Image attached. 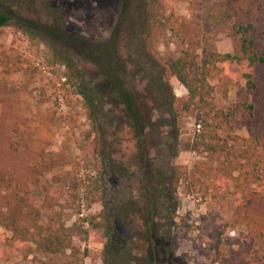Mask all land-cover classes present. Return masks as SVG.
<instances>
[{"label":"rangeland","instance_id":"obj_1","mask_svg":"<svg viewBox=\"0 0 264 264\" xmlns=\"http://www.w3.org/2000/svg\"><path fill=\"white\" fill-rule=\"evenodd\" d=\"M145 3H10L12 19L0 27V170H16V180L25 189L20 197L39 208L45 188L56 193L63 206L44 212L45 217L61 218L67 226L79 217H94V223L108 229L111 246L74 238L75 246L88 249L84 264H124L127 256L133 264H213V244L220 238L239 249L248 240L247 216L258 213L246 215L243 204L236 203V189L221 185L218 161L191 150L199 128L196 113L184 111L188 91L164 60L189 46L202 59V46L211 40L222 54L236 50L228 32L205 21L200 0H172L168 29L141 35ZM30 33L43 35V40L31 39ZM54 50L61 52L63 62L55 59ZM116 62L127 66L126 87L150 120L145 132L149 153L144 158L118 92L103 89L120 71ZM79 69L91 87L107 96L97 102L104 106L98 122L90 119L75 84L66 82V76ZM248 71L216 67L210 83L218 109L239 99L247 85L243 73ZM261 72L264 77V69ZM237 133L250 136L247 127ZM72 183L81 187L80 196L65 203ZM5 196L0 193V207L6 205ZM259 214L264 221V210ZM0 235L10 238L12 233L0 227ZM0 249L9 257L8 264L67 262L40 252L24 258L10 246ZM0 264L7 263L0 259Z\"/></svg>","mask_w":264,"mask_h":264},{"label":"trees","instance_id":"obj_2","mask_svg":"<svg viewBox=\"0 0 264 264\" xmlns=\"http://www.w3.org/2000/svg\"><path fill=\"white\" fill-rule=\"evenodd\" d=\"M13 1L21 0H0V27L11 21L7 8H11L10 3ZM171 3L172 0H146L138 26L141 35L150 36L157 29H168L173 14ZM200 4L205 21L220 31L228 32L235 53H220L214 40H211L202 46L204 58L200 59L197 51L189 46L181 55L167 57L164 65L188 91L184 111L196 113L199 128L191 150L206 153L218 161L221 185L226 190L236 189V203L243 204L246 215L255 210L258 213L255 217L247 216L248 240L239 249H233L220 238L213 244V264H264V221L259 217V212L264 210V77L261 74L264 69V0H200ZM30 36L31 39L43 40V35L30 33ZM54 56L58 61L64 60L58 50H54ZM219 64L225 70L231 66L249 70L243 73L247 79L246 87L240 89L239 99L227 109L216 107L214 87L210 83ZM116 65L120 69L119 73L105 81L103 89L112 88L118 92L120 103L137 137L136 148L141 158H144L149 153L145 132L150 120H146L135 104L133 92L126 87L123 70L126 71L127 66L121 62H116ZM84 73L80 69L75 70L73 75L66 76V82L75 84L76 94L90 111V119L98 122V114L104 106L99 107L97 102L105 100L107 96H102L97 87H91L85 81ZM150 81L148 79V83ZM103 116L107 117L106 114ZM242 127L250 130L249 137L237 133ZM172 145V151L176 152L175 143ZM23 190L16 180V170H0V193L5 192L4 199L7 200L6 205L0 207V227L12 233L10 238L0 235V246H10L12 253H20L24 258L38 252L65 257L66 264H84L88 257V249L83 250L74 245L75 237L80 236L85 242H106L107 246H111L108 229H101L100 224L94 223V217H79L72 226H67L61 218L55 221L45 217L44 212L55 211L63 206L51 188L44 189L40 208L33 200L20 197ZM80 191L79 184L72 183L65 191V203L76 202ZM85 224L89 227L86 228ZM3 249H0V259L8 264L9 257ZM130 259L127 256L123 263H135ZM147 264L152 263L148 261Z\"/></svg>","mask_w":264,"mask_h":264}]
</instances>
